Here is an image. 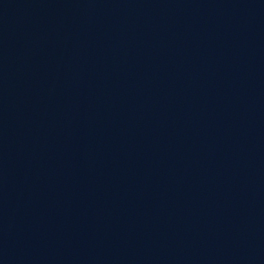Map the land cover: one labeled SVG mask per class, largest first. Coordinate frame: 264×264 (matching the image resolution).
I'll return each mask as SVG.
<instances>
[{
    "label": "water",
    "instance_id": "obj_1",
    "mask_svg": "<svg viewBox=\"0 0 264 264\" xmlns=\"http://www.w3.org/2000/svg\"><path fill=\"white\" fill-rule=\"evenodd\" d=\"M263 235L264 0H0V264Z\"/></svg>",
    "mask_w": 264,
    "mask_h": 264
}]
</instances>
